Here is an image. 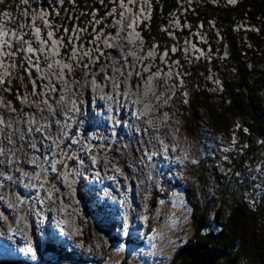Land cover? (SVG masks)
Listing matches in <instances>:
<instances>
[{
  "label": "bare ground",
  "instance_id": "obj_1",
  "mask_svg": "<svg viewBox=\"0 0 264 264\" xmlns=\"http://www.w3.org/2000/svg\"><path fill=\"white\" fill-rule=\"evenodd\" d=\"M32 5L35 6L36 2L32 1ZM45 5H46V3H44V0H43L42 6L40 8H43V6H45ZM176 6H177V4H176ZM34 14H35V12L33 10L31 17L28 16V18H36V16ZM171 14L174 15V16H172V19L175 18V20L177 21V24L173 25V28L181 29L182 19L180 18V16H176L177 13H171ZM51 18H52V15H50V20H51ZM127 21H129V20H127ZM37 22L40 23L41 19L37 18ZM235 24L238 25V28L241 29V31H245L248 33H257V26H255V25L252 26V25L248 24L247 20L235 21ZM28 27H30L28 24L25 27H24V25H22L21 27L16 26L15 29L17 31V34L21 35L23 37L21 38V40L16 39L14 36L7 37V39L10 42V46L8 47V45H7L5 48V49H9V50L14 49V47H15V49L19 48L20 53H19L18 57L24 66H26V59H27V53H24V52H26L25 51L26 44L30 45L32 49L38 50L41 48V44L38 41L35 33L32 32L31 29L28 30V32H27ZM166 29L167 28H165L163 30V34L165 33ZM23 30L26 31L27 33L22 34L21 32ZM43 32H44V29H43ZM112 33L115 35V37H118V38L122 35V32H118L116 29H114L112 31ZM16 41H18L17 42L18 47L14 43ZM106 41H110V40L100 39V42L97 41V43L99 42L101 44L102 49L104 50V53H103L104 59H102V62H100L98 65H93V61L91 59V57L93 55L98 54V52L95 51L96 41H93L92 44L89 46L88 50L86 48H78V52L76 53L75 58H73V59H68L65 56L66 49H64V52L61 55V59L62 58L65 59V63L63 64V69L65 70L64 75H63V80L60 79V69H59L58 63H52L48 68L43 69V73L45 74L46 79H47L46 84L49 85V82H51V84L55 85L54 86L55 92L51 93V95L49 97L51 105L53 107H56V102L57 101H64L66 95H68V93H70L71 95H73L72 97L75 98L76 101H78L79 104L82 106V107L79 106V109L82 110V109H85V107L87 109V114L82 115V112H81V118H82V120H84L85 124L87 125V131L94 135V134H98L97 130H101V131H104V134L101 138H96L94 136L90 137V139H92L90 144H93V146L96 148L95 150L91 147L87 148V145L84 143L85 142V133L84 132L81 134V140H82L81 142L82 143H80L77 146H75V145L70 146V147H73V149L76 148L75 150L78 152V156H79L78 158L81 160V162L76 163V161H74V158H70L69 164L72 167V169L71 168H64L63 169L64 170L63 176H59L58 177L59 179H56V177H55L56 174H51V177L53 176L51 178V180L53 181V183L57 184V186H58L57 190L53 189V185H52L51 181H50L51 184H47L44 181L42 183V181L40 179L39 172H41L42 174H45L46 173L45 169H48V166H44V173L41 171L42 168H40V167L43 166L41 163L43 160H44L43 162H46V163L52 162L53 158L57 157L59 154L58 149H59V151H61V149L64 148L65 138H62L59 134H57L58 136L55 135L52 137L53 140L55 141L54 143L57 144L54 148H53L52 140L50 138V143H48V145L46 147H42V146L40 147V151L37 154L38 157L34 158L35 163H33L31 166H27L26 161L30 158V156L32 154L30 152L25 151V153L22 155L23 160L21 162V166L19 167L21 170L14 171L13 174L11 176H9L6 180H1V183L4 186L0 187V196H2V198L6 197V200H8L10 202V206H9V208L4 209V205L2 203L3 201L1 198L0 209L3 210L2 214L4 216L0 215V232L2 233L0 235V248L2 250H4L5 255H6V259L2 260V261L0 259V264H9V263H12V264H29V262L32 261L31 256L23 257L20 254H24L25 252L21 253L18 250L20 248H23L25 246L26 242L29 241V238H30L29 234L24 235V233H23V231L27 229V224L25 222H29V224H30V228H28L26 230V232L28 231V232H30L31 236H34L33 241L35 244L34 243L33 244L37 247V250L39 252H45L46 250H48L47 247H49V249H52V248L59 249L60 247H64L69 242H72L70 244L72 249L81 251L82 247H76L74 245L75 236H74V233H73V230L71 227L74 224V221H73L74 217L79 214V213L77 214L73 211L72 208H74V207H80L81 210L85 211L87 213V217H89L90 220H91V217H94V216L96 217L94 211H96L97 215H98V211H99L102 216H106V217H108V219L110 217H112V214H114V213H116V211H118L119 216L124 215L130 219L131 224L129 227L126 226V224L124 223V220H121L123 222V224L121 226H124V227H127L130 229L129 237H130V240L132 241L131 245H135L139 241V237L136 233V228L138 226V223H137V221H135V214L133 213V211L131 209V206L133 208L138 207V204L135 201L136 198L134 199V197H133L132 205L130 206L129 202L126 199V197H127L126 195L128 194V191L126 192V190H123L124 184L122 183V178L117 177V174H124L125 176L127 175V177H129L130 172L129 173L124 172L125 170L121 167H120L119 172H117L114 169V167L117 166V164H119V163H121V161H123L124 156L128 157L126 151H123V155H118V154H115V156L112 155L113 157H116V158L111 159V164L110 163L108 164V162L105 160V158L103 156H101V160L98 161L97 165H95V163H94V169H92V171H91V173H93V174L97 173V175H93L91 177V180H90V177L88 179V176H87V180H90V183L86 184V182L85 183L83 182L81 184V180H79L77 182L78 183L77 188L80 187V190H81V193L78 194V196L80 198L78 205H76V202L73 201L72 195L70 193H68V191H67L69 184H71V180L74 179V176H76V173L80 170H86L89 162L92 161V154H95L101 150L103 151V148L97 147V145H96L97 143H100V144L102 143L105 145H112V146L116 147V143H117L118 139L121 137L123 139H130V140H134V138H136V135L134 133L132 136L126 135V131L124 129V128H126L125 125H119L118 126V133L116 132L117 140H114V141L111 140L110 136L105 133V131H107V128H109L106 125V122H104L102 120L97 121V119L95 117H93L92 114H90V112H92L91 107L89 105L90 95L95 96L97 94H107L106 99L104 100L103 104H110V106H113L114 108L119 109L120 110L119 118H123L127 114H130V113L124 111L122 108H120L121 103H126L128 106L131 107L132 110L134 109L135 111H137L138 114H142L141 117H137V116H130L129 117V119L127 120L129 128L134 129V127H136V126L148 124L147 126L149 127V133L151 134V138H152L148 147H150L151 149H159L160 144H159V140L157 138V134H163L162 137H165L166 142H170V146H172V149L177 152L176 173H177V175H180V181L182 183L187 181L190 184H193L197 189L196 195H198L200 200L201 199L205 200V198L207 196V193L202 189L201 186H199V184L196 180V177L191 174L192 170H194V168L200 167L202 165V163L208 161V156H206V148H204L202 154L197 155V157H198L197 159H194V156H192V159L195 161V163H193V160L190 158V153H191L190 151L191 150L186 148V142L182 138H180L181 135H183V133L185 134L184 123L182 121V118L184 116L181 114V121H182L181 123H179V122L177 123V121L173 122L172 118H174V114H172V107L170 108L167 119H166V117H162V114H161L162 111L165 110V107L163 106V102L166 100V95H164V96L160 95V91L165 88L166 84L170 88L171 87L170 84H168L166 82V80H164V79L157 80V81H155V84H153L154 79L152 77V74L150 73L149 75H147L148 74L147 73L144 76L137 77V80L135 82V88H133V90L131 92H129V93L125 92L124 94H122V92L124 90V86H122V84L127 81L128 74L134 73V71H135V73L136 72L139 73V70H137V69L142 62L141 60H139V56H143L145 54L139 53V48L136 45H133V51L134 52L131 51L129 53L130 54V64L132 65V66H130V69H129V67H123L120 57H121L122 50L130 49L131 47L127 46L126 48H124L121 44L115 43L114 47L112 49H108ZM86 46L87 45H85L84 47H86ZM51 47H52V45L49 42L47 44V47H46L47 51H50ZM67 47L69 50L72 48V47L70 48V44H67ZM147 48L148 47L144 48L146 54L148 52H150V50H147ZM170 52H175V50H170ZM84 53H87V54L84 55ZM108 53H112L111 58L108 57V55H109ZM260 54H261L260 49H258L257 51L251 52V59H254V61H258V57H260L259 56ZM22 55L24 57H22ZM219 58H220L219 64L228 65V55H225V57H219ZM75 59H77L78 61L80 59H82L85 62H88V60H89L88 66L83 67V69H81V70L85 76H88L89 74L94 76L95 80L94 79H89V80L85 79L83 85H79V83H77V82H75V83L73 82L72 84H70L72 79L66 70L65 64L66 65L71 64V63L74 64ZM4 60L7 63L9 62L7 60V58H5ZM99 60H101V59L99 58ZM181 61H182V58H181ZM261 63H264V60H262ZM41 64L43 65V61ZM152 66H153V68H158L161 66V64L156 65V67L154 65H152ZM2 67H8V65L5 63H2V64L0 63V71L1 72L3 70ZM8 68H10V67H8ZM86 68H87V71H86ZM105 76H106V78H104ZM16 81H18V80H16ZM116 84L118 86H121L119 89L121 91L120 95H118L119 90H118V88L116 89V86H115ZM103 85H105V88H106L105 90H104V88H102ZM152 85L155 87V90L157 91V94L159 95V99L158 100L154 99V91L152 90L148 96H144L143 99H141V101H140L141 107H140L139 105H137L135 103V96H137L138 98H141L142 93L147 92L148 88ZM88 86L92 87L93 92H91L88 89ZM66 88H68V89H66ZM48 89H51V87L48 86ZM140 90H142L141 95H140ZM63 91H64V95L62 94ZM218 93H219V95H224L223 86H218ZM62 95L64 96V100L60 98V96H62ZM258 96H264V90H260L258 92ZM116 97L118 98L117 100H116ZM79 99H82L83 103H82V101L80 102ZM86 99H87V103H86ZM29 100L31 102L36 103L35 107L28 106L29 108H32V110H36V109L41 108L40 110H42V112L37 113L36 111H33V118L32 119H22V127H26V126L27 127H34V126L39 125V124H44V122H46L47 120L52 121V119L54 117L52 116V114L50 112H48L47 104L45 102H42L41 94H39L37 96L36 95L35 96L30 95ZM54 100H56V102ZM62 103L63 102H61L60 104H62ZM117 103H118V106L116 107ZM147 103L150 105L144 106ZM65 104H67L66 101L62 105H65ZM114 108H113V110H114ZM6 109L7 108L5 107L4 111H7ZM144 109H146V111H147L146 113L144 112ZM11 111L15 112L12 109H11ZM181 112H182V110H181ZM103 113H100L99 115H102ZM74 114H75V111H74ZM199 114H201V113H199ZM3 115L7 116V115H9V113L4 112ZM42 115H43V117H41ZM89 116H90L92 123L93 124L96 123L94 128H91V125L88 123V119H89L88 117ZM5 120L8 122L7 118H5ZM95 120L98 122L99 125L97 124V122ZM151 120H153L152 123H154V126H151V124H150ZM109 121H111V120H109ZM206 122L209 123V132H210V130L212 129V127H211L212 122L210 123V119H208V118L206 119ZM81 124L84 127L83 122ZM200 124H202V121L200 122ZM169 125H170V129H169V133H168V128H169L168 126ZM58 126H60V124H57V125L52 124V130L51 131L56 130V128ZM103 126H107V128H104ZM145 128H147V127H145ZM176 128L178 129V131ZM7 130H9V128L6 129V131ZM46 130H48V129L46 128ZM73 131H75V130H73ZM69 134H70V136L73 135L71 132ZM191 134H193V133H191ZM191 134L189 133L187 135L191 136ZM49 135L51 136V133ZM210 135H212V137H213V134L210 133ZM218 138H219V136H218ZM58 140H60V141H58ZM229 145H231V137L229 138V140L227 142H225V143L223 142V144H221V145L218 144L217 146H213V144H211V150H218L219 147H220V150H228ZM82 148H87V149L84 151ZM47 151H50L51 155H49V158H47V159H42V153H45ZM86 151L87 152L89 151L91 153L86 154L87 153ZM99 155H104V156L106 155L107 156V150L105 149L103 152L99 153ZM129 159H130V161H133L132 162L133 166L138 168V171L133 173L134 177L143 174L144 169H151L150 168V162H145V164H140L138 161V163H137V161H136L137 159H136L135 154L133 155V158L130 157ZM37 163L39 164V167H36ZM155 164H158V166L155 165V169L152 170V173L154 176L153 180H156V179L158 180L160 178L164 179V175H172V167H164L163 161L160 157H158L155 160ZM14 165H18V164L16 162H14ZM59 166H61V163ZM62 167L63 166H61V168ZM103 167L105 169H103ZM205 167H207V166H205ZM165 168H167L168 170H171V171L164 172ZM22 171H24L25 173L22 174ZM27 171H29V172L37 171L38 177L34 178V177H32V175L26 176ZM60 171L62 172V170H60ZM168 173H171V174H168ZM104 174H111L112 176H115L117 178V181L121 184L120 189L125 193L123 194V196H121L119 194V192L117 191V196H119L118 199L121 200V203L125 206L124 209L117 210L116 206H114V204H112V203H114V201H116L117 198L109 200V198L111 196H113L114 194L116 195V191L112 187V179L109 181H106V179H104L105 178ZM230 176H234V175H230V173H223V177H222L221 182H223L226 178H228ZM64 180H65V182H64ZM97 181L100 183V186H97ZM205 183L207 184V179L205 180ZM21 184L26 185V187H22ZM145 184L147 186L148 182L145 181ZM229 186H232V182L229 183ZM97 187H100L101 190H99ZM140 187H141V185H140ZM108 188H111L110 191L108 190ZM45 189L50 190L52 193L46 194ZM132 189H133V193H134V191L136 190V187L133 186ZM229 189L231 190V187H229ZM200 190H202L203 192L200 193ZM35 191H36L37 195L35 194ZM100 191H102L101 193H104V196H98V193H100ZM15 193H17V194L19 193L20 196L25 198L24 202L21 205L18 203L20 201V199L16 196ZM58 194H61V197H60L61 199L57 197ZM222 196L224 197V194ZM96 197L97 198L99 197L100 199H96ZM101 197H103V199ZM130 197H131V195H130ZM123 199H125V200L122 201ZM130 203H131V201H130ZM27 206H29V208ZM86 213H84L85 214L84 216H86ZM19 214H20V216H18ZM22 214H23V217L21 216ZM36 219H38L37 222H36ZM90 220L87 221V225H89ZM64 221H65V224L63 225L61 231L66 232L70 236L67 238H61V236H60L61 234L58 233L59 231L54 230V227H53L54 225H56V223L59 224V223L64 222ZM69 221L72 224H70ZM80 222L81 221L78 218L77 225H79ZM82 222H83V220H82ZM95 222L99 226L101 225V222L99 221V219L97 217H96ZM108 222L112 223V222H114V220L109 219ZM117 222H119V221H117ZM36 223H37V225H35ZM6 224H8V225H6ZM135 224H136V226H135ZM78 232L82 233L81 230L80 231L78 230ZM110 232H112V230ZM39 238H41V239H39ZM113 244L114 243L112 242V245ZM61 249L63 250V248H61ZM61 249H59V250H61ZM48 251L51 252V250H48ZM16 252H17V254H16ZM74 252L76 253V251H74ZM31 253L32 252L30 251V252H28L27 255H31ZM70 253H72V252H70ZM81 260H83V259H81ZM83 261H85V260H83ZM95 261H97V260L95 259Z\"/></svg>",
  "mask_w": 264,
  "mask_h": 264
},
{
  "label": "built area",
  "instance_id": "obj_2",
  "mask_svg": "<svg viewBox=\"0 0 264 264\" xmlns=\"http://www.w3.org/2000/svg\"><path fill=\"white\" fill-rule=\"evenodd\" d=\"M173 1L174 4H177L176 16H181L182 26L181 29H175L171 32V35L177 36L175 31L177 33L182 30L187 32L181 40H175L171 45V50H175V52L172 53L178 52L182 58V65L176 81L178 94L174 109L182 110V115L187 117L188 111L186 110L189 107L191 92L193 91L204 93L209 97L210 101L215 104L221 103L222 101H224L225 105L230 104L226 95H219L218 93V86H224L225 83L234 81L237 76L235 65L219 64V57L229 55L228 37L226 34L228 30L239 39L238 41L236 40L237 46L240 50L241 60L246 63V70L252 72L253 69H256L259 73L262 71L264 78V63L260 61H250L251 52L264 49V42L261 46L257 47L252 45L249 38L250 35H255L260 39V23L264 21V18L257 15L253 19H250L246 12L245 20L253 21L257 26V33H248L241 31L238 25L232 23V20L225 21L222 19V15L212 14L211 11L208 12L210 8L219 10L233 8L243 0H199L198 3H196V0H187V2L183 0ZM158 18L161 21L164 19V17ZM168 22L170 28H173L172 17L168 18ZM195 35H197V43L193 41ZM163 45V48L166 49V43ZM122 65L130 69V66H132L130 64V54L122 58ZM255 77H257L255 74L251 76L252 79ZM259 97L263 100L262 104H264V96ZM3 110L4 109H0V181L6 180L14 171L21 170L19 167L21 166L23 160L22 155L25 151L32 154L28 159L31 160V164L35 163L34 158L38 157L37 154L40 151V147H46L48 143H50V138L58 133L57 130L51 131L52 124L57 125L55 123V120H57L55 115H53L54 118L52 121H46L48 124L44 122V124H39L34 127H22V119H32L33 111L39 113V110L21 112L20 115L15 112L9 113V111H5L9 113L7 116L3 115ZM5 118L8 119V122ZM108 125L109 128L107 131L110 132V138L113 141L117 140L116 132L118 133V125H125L126 130H128L126 135L132 136L133 133L136 135L134 140L129 139L133 150L136 149L137 151L146 152L145 154L150 155L149 158L154 162L158 155L157 152H159L157 158L160 157L162 159L163 166L172 167V175L164 176L173 183L180 181V175L176 173L177 152L172 149L170 142H166L165 137H162L163 134H157V138L160 141L159 144L164 150L161 152L160 147L159 149H151L148 147L152 139L151 134L148 136L149 129L145 127L141 129L137 126V131H135L129 128L127 121L122 123L119 120L116 122L108 121ZM8 128L9 130L6 131ZM46 128L48 130H46ZM195 128L196 131L193 132L194 144H197V148H206V156H208L207 201L208 199L215 200V209L218 208V194L216 193L217 195H215V192H218V186L221 184L223 173H230V175H234V184L231 186V191L236 194L238 199L245 204L249 210L255 212L260 209L263 206L262 199L264 198V134L258 135L254 133L248 124L240 117H234L229 125V134H231V145H229V149L220 150L219 147L218 150H211V140H213V138L209 132V123L206 122V116H202V124H197ZM50 133L51 136L49 135ZM98 133H102L103 135L104 131H98ZM79 136L80 134L77 137ZM99 138H101V136ZM121 142H128V139L117 141V143ZM77 143H79V139ZM86 145H88V143H86ZM103 145L110 146V148L107 149V158L112 159V155L116 153H113L110 157H108V155L111 154L113 148H117V145L114 147L112 145L101 144L100 146L103 149H105ZM90 146L94 150L96 149L92 144ZM73 150L74 156L78 158V152H76L75 149ZM123 151H125V149H122V154L118 155H123ZM155 151L156 153L154 156L153 152ZM46 153L47 152H45V154ZM90 153L91 152L88 151L86 154ZM162 153L165 154V158L161 157ZM146 155H144L145 158L143 161L149 162L148 159H146ZM127 159H129V157ZM28 160L26 161L27 166L30 165ZM74 161H76L75 158ZM14 162L18 165H14ZM80 162L76 161V163ZM132 162L133 161H130V164L133 166ZM144 162L139 163L145 164ZM121 163L120 166L123 167V162L121 161ZM24 173L25 172L22 171V174ZM107 175L108 177L104 179H106V181L112 179L114 190L117 188L120 191L121 184L117 183V178L115 177L116 179H114V176L111 174ZM127 182H129V187H131L132 182L128 177ZM122 183L124 184V189H126V182L122 180ZM132 185L134 186V184ZM160 185L159 183V186ZM128 193L130 192L128 191ZM120 195L123 196V194ZM136 200L137 198L135 201ZM119 201V206L121 207V200Z\"/></svg>",
  "mask_w": 264,
  "mask_h": 264
},
{
  "label": "rangeland",
  "instance_id": "obj_3",
  "mask_svg": "<svg viewBox=\"0 0 264 264\" xmlns=\"http://www.w3.org/2000/svg\"><path fill=\"white\" fill-rule=\"evenodd\" d=\"M58 1L62 5L61 0H58ZM84 1H85L84 3H86V0H84ZM93 1H94L95 5L98 7L97 10H92L91 12H81V13H79V19H77L74 16L71 17V15L74 12L72 9L75 8V7H77V6H75L76 5L75 2L72 1V0L67 1V6H65V9L62 10V12H60L58 15L56 14V12H54V14H53V17H56V18H54V20H55L54 22L56 24V27L60 30V20H62V18L64 17L65 13H67L66 14V20H65V22H68V25L71 27V30H70L67 38H66V41H67L66 44H70V48L72 47L69 50L68 47L65 46V49L67 50L65 52V56L68 59L75 58V55L78 52V49L77 50L74 49L75 40H76V38L80 37V35H78L80 30L77 29L78 28L77 27L78 24L77 25L75 24V22H77V20L79 22H84V26L87 27V28H83L81 30V32L83 33V36L89 37V41L87 43L88 45L85 47L88 50L89 49V46L92 44V42L93 41H96V39L99 38L98 35H101L100 36V39H103V40H105V39H111V37H114L115 35L112 33V31L114 29H116L117 31H119L122 27L129 25V23H131L135 19V17L137 16V14L142 9L144 11L147 10L145 4H147V2H149V0H129L127 4H123V3L121 4V3H119L116 6L110 5L108 7V4L109 3L110 4L112 3L111 0H106L105 2L102 1V0H93ZM141 1L143 2L144 5H141ZM46 2L47 3L48 2L50 3L51 0H47ZM46 2L44 1V3H46ZM198 2H199V0H196V3H198ZM20 3L23 4L25 2L24 1H21ZM9 6H12L13 7L14 14H16V16L17 15L18 16L20 15L21 18H25V11L23 9L17 7L16 5L14 7L13 4L11 5V3L9 4ZM87 6H88V4H87ZM105 9H106V12L102 15V18L101 19L102 20L103 19H105V20L108 19V21H107V23H104L102 21L103 22L102 30L100 29L99 31H95L96 25L97 24H101V19L100 18H96L94 16L97 13H100V12H102ZM32 12H33V9L31 11L28 10V15L27 16L31 17ZM34 12H35L34 15L36 16V18L42 19V16L44 17V13L43 12L37 11V10H34ZM172 16H174V15L171 14L170 17H172ZM159 17H162L161 14L159 15ZM127 20H129V21H127ZM22 23L23 22L20 21V24H22ZM175 24H177V21L175 20V18H173L172 19V25H175ZM165 28H167L165 30V33H167V34L170 35V32L171 31H170V24H169L168 21L165 22V27L164 28L163 27L158 28L159 34ZM30 29L31 28L28 27L27 28V32ZM55 31H56V29H55ZM60 33H61L60 34V37H63L64 36V31L61 30ZM145 39L148 40L147 38H145ZM153 40L154 39H151L149 41L151 42ZM17 42L18 41L14 42V43L18 47ZM63 42H64L63 43V46H64L65 41H63ZM96 45H97V43H95V46ZM26 46H27V44H26ZM78 48H84V47L83 46H78ZM149 48H147V50ZM14 49H15V47H14ZM153 49L154 48L151 47L150 48V52L151 51L153 52ZM129 50L130 51H133V48L131 47ZM95 51H96V47H95ZM99 52H101L100 53L101 54L100 55L101 56L100 59H101V62H102V59H104V55H103L104 50L102 49ZM150 52H148V54H146V55L148 56ZM24 53H26V52H24ZM85 54H87V53H84V55ZM108 54H109L108 57L111 58V54L112 53H108ZM22 57H24V56L22 55ZM120 58L122 59V56ZM91 59L92 60L94 59V55L91 57ZM79 61L77 63H74V64L73 63L67 64V65L65 64V67L67 69L69 68V70H71V72L69 74H72V73H76L77 74L78 73L82 77V81H83V82L80 81L82 83H79V85H83L84 84V80H83L84 73L83 72H80L79 68H81V67H87L88 64H89V60H88V62H85L82 59H80ZM219 61H220V58H219ZM64 63H65V59H63V58L60 59L59 62H58L59 66H60V68L62 70H63V64ZM50 65L51 64H48V67ZM86 71H87V68H86ZM10 72H11V74H9L10 76L8 78V83L11 82V81L18 80L16 82L19 83V85L21 86V89L20 90H22V85L24 86V84H27L28 86H30V89L27 86H24L23 89L25 90L26 88H28L30 90V92L33 93V89H32V86H31V84H32V82H31L32 78L29 75H27V70H22V74H20V72H21L20 70H15L13 68V71L11 70ZM149 74L150 73H148L147 75H149ZM151 74H152V76L154 75L153 73H151ZM105 78H106V76H105ZM25 79H26V82L24 81ZM35 79H37V77ZM161 79L166 80V76H163ZM66 89H68V88H66ZM141 91L142 90H140V94H141ZM167 91L168 90H166V89H162L160 91V95H162V96L166 95V92ZM62 94L64 95V91H63ZM224 95H226V94H224ZM72 96L73 95H71L70 93H68V95H66V97H65V100L63 99L64 101H57L56 102V100H54L56 102V107H54L55 108V114H53V115H55V116L58 117L57 118L58 120H55V123L58 124L59 121H60V123H59L60 126H58L56 128V130L59 132L57 134H59L62 138H65V142L67 143L66 144L64 142V148L66 147L65 148V151H62V152H59L58 151V153L60 154V157L59 158L54 157L53 160H52V162L46 163V162H43L44 161L43 160L41 162L43 166L40 167V168H42L41 171L44 173V166H48V169H45V171H46L45 174H42L41 172H39L40 179H41L42 183L44 181L47 184H51L50 183V181H51L54 190H57L58 189V186H57V184L53 183V181L51 180V178L53 177V176L51 177V174H55V172H57V174L55 175L56 179H59L58 178L59 176H63V171H64L63 169L67 167V165H68V163L70 161L69 157L70 158L74 157L76 159V161L80 162V160L78 158H76L74 156V154H73V151H74L73 150V147H70V146L71 145L77 146L80 143H82L81 142L82 141L81 140V134L83 132L85 133V142H84L85 144L86 143L90 144L91 143V140H92V139H90V137H93L92 136L93 134L87 131V125L85 124L84 120H82L84 127L81 126V123L82 122H81V120H79V117H81V112H82V115L87 114L86 107H85V109H82V110L80 109L79 112L78 111H75V114H74V111H73V113H72L73 116H77V117H74L75 120H76V122H75V126L73 128H71V122L66 123L67 117L63 115V112L68 113L69 109H71V107H70V105H71L70 99L73 98ZM91 96L92 95H90V97ZM1 99L2 98H1V95H0V100ZM117 99L118 98L116 97V100ZM170 99H171L170 94L169 95H166V100H170ZM79 100H80V102L82 101V99H79ZM166 100L163 102V105L166 106V107L167 106L168 107H170V106L172 107V114H174V118H172V121L173 122H176L177 121V123L178 122L181 123L182 122L181 121V114H182L181 110L180 109H174L175 103L173 101L172 102H166ZM21 101H23V100H21ZM44 101L47 102V99H45ZM65 101L67 102V104L62 105ZM61 102H63V103L60 104ZM82 103H83V101H82ZM86 103H87V99H86ZM135 103L141 107L140 102L137 99L135 100ZM91 104H92V102H91ZM78 105L81 106L79 104V102H78ZM148 105H150V104H148ZM33 106L35 107L36 106V103H34ZM117 106H118V103H117L116 107ZM40 109H36V110H39V113H40L41 112ZM7 111H9V110H7ZM49 111H50V108H48V112ZM134 112H136V111H134ZM199 113H201V114H200V119H199L200 121L197 122L198 124H200V122L202 121V116H206V119L207 118L210 119V122H211V117L209 115H207L206 111H204V110L201 109ZM90 114H92V116L95 117V118L98 117V116H95L93 114V112H90ZM168 114H169L168 112L162 111V117H166V119L168 118ZM102 115H99V117H98L99 120H102V118H100ZM41 117H43V115ZM88 118H89L88 119V123L91 125L90 116ZM152 121L153 120H151L150 124H151V126H154V123H152ZM45 124H48V122H45ZM67 125H68V127H67ZM103 127L104 128H107V126H103ZM168 127H169L168 128V133H169L170 125ZM74 128H75V134L73 133V135L70 136V134H69L68 131L70 129H74ZM83 128H84V130H83ZM136 128H137V126L134 128L135 131H137ZM124 129H125L126 132H128V130H126V128H124ZM177 131H178V129H177ZM194 131H196V128L194 129ZM210 133L213 134V137H212L213 140H211V144H213V146H217L218 144L221 145V144H223V142L224 143L227 142L229 140V138L231 137V134H229V128L227 129L226 132H223V131L222 132H214L213 129H211L210 130ZM79 134H80V136L77 137ZM94 135H96V134H94ZM100 136L101 135H97L96 137H100ZM218 136H219V138H218ZM77 138L79 139V143H77V141H78ZM180 138H182L186 142V148H188V149L191 150L190 151L191 152L190 153V158L191 159H192V156H194V159H197L198 158L197 155L198 154L200 155V154L203 153L204 148H197V144H194L193 134H191V136H188L186 133L185 134L183 133V135H181ZM51 140H52L53 148H54L57 144L54 143L55 141L53 140V138H51ZM58 141H60V140H58ZM73 142H76V143H73ZM159 143H160V141H159ZM96 145H97V147H101L100 146V143H97ZM116 145H117V148H113L111 154L108 155V157H110L113 153L122 154V149H125V151L128 153V157L129 158L130 157L133 158V155L135 154L136 155V159H138V160H136L137 163H138V161L140 163H143L144 162L143 160L145 158L144 155H146L145 154L146 152L137 151L136 149L133 150V147H131L132 145L130 144L129 139H128V142H121V143H117ZM89 147H91V146L90 145L89 146L87 145V148H89ZM103 147H105L106 150L110 148V146H104V145H103ZM87 148H82V149L85 151ZM67 149L68 150H71V151L69 152ZM105 149H103V151ZM160 150H161V152L164 151L163 148H162V146H160ZM103 151L101 150V151H99V152H97L95 154H92V161L93 162L92 161H90V162L92 164L95 163L97 165L98 161L101 160V156H103L105 158V160L108 162V164L109 163L111 164V159L110 158L108 159L106 155L105 156L104 155H99V153H101ZM76 152H74V153H76ZM155 153H156V151L153 152V155L154 156H155ZM157 153L159 155V152H157ZM149 156L150 155H146V159H148V161L150 162V168L151 169H144V173L141 174L140 176H137V177H134L133 176V173L134 172H137L138 171V168L135 167V166H132L130 164V159H127L128 158L127 156L126 157L124 156V159L122 161L123 162V167L120 166V163L117 164V166L114 167V169L117 172L120 171V167L125 170L124 172H126V173H129L130 172V174H129V177L130 178L129 177L128 178L131 180L132 184H134V187H136V190L134 191V193H133V191L131 189V187L133 188V185L131 184V187H129L130 184H129V182H127V177L124 174H117V177L122 178V180L126 182V189L130 192V193H128L126 195L127 196L126 199L129 202V204H130V201H132L133 197H134V199L138 197L137 200H136V202L138 204V207H140V205H141V209L138 208V207H134L133 208L130 205L133 213L135 214V216L142 214L143 216L145 215V218L148 219V214L147 213H149V215H150L149 219H151V221H152V225H153L152 230L153 231L150 232V234L145 239V241L142 244H135V245L127 244L126 242L125 243L124 242H119V243L113 242L114 244L109 247V243L107 242L108 239L106 238V236H104L101 233V229L99 231V229H97L95 226H93V225L90 224V223L93 222V220L96 221V217L98 215L96 217L95 216L94 217H91V220H90L89 217L84 216L85 215L84 214L85 212L82 211L84 218L85 219H88L87 221L90 220L89 225H87V221L80 218V213H79L80 210H79V208L74 207L73 211L75 213H77V214L79 213L78 214V218H79V220L81 222L79 223V225H77V222L74 221V224L75 225H73V227L72 226L71 227H72L73 233L75 234V237L83 238V240L80 239L78 241H74V242H76V243H74V245L76 247H82V249H81V251L80 250H74V249H72L71 246H70V244L72 242H69L64 247H60L59 249L63 248V249H66V250H70L71 252L76 251V253L78 255H80V258L83 259V260H85V261H83V260L81 261V259H79L76 256H72V255H71L72 256L71 259H62L60 261L57 260V259L54 260L52 258H53V256L55 258V255H54L55 253H52L51 252L53 255H51L49 253L48 254L47 253L44 254L43 261H42L41 264H174V261L173 260H174L175 250L178 247L184 245L188 241V239L190 238V236L192 234V229H191L192 225H191V222H190L189 208H188L187 204L185 203V200H184V197L182 196V194L181 193L174 192L171 196L166 197L165 199H163V201H161V202L159 201L160 203L157 204V207L155 209L152 208L150 211L148 210V207L150 206L149 203L155 198L154 197L153 199H151L154 196L153 194L154 193H158V192H160V193L162 192V187H160L161 185L159 186V183L161 184L162 181H163L162 179L153 180L154 179V176H153L152 170L155 169V165L158 166V164H155V162L152 161L149 158ZM157 156H156V159H157ZM48 157H49L48 154H45V153L42 154V158L43 159H47ZM161 157L162 158H165L166 156H165L164 153H162L161 154ZM113 158L115 159L116 157H113ZM126 159H127V161L125 162ZM28 161L31 164V160H28ZM124 162H125V165L126 166L124 165ZM58 163L59 164L61 163V166H63L61 168L62 172L60 171L59 168L56 167V166H59ZM202 165L203 166H207L208 165V161L202 163ZM36 167H39V164L38 163H37ZM93 167H94V165H93ZM201 168L206 169V170H204L201 173V175L204 178V180H206L207 179V167H201ZM103 169H105V168L103 167ZM196 171H198V167H196V169L192 170V173L191 174L194 175V173ZM28 173H26V175H28ZM37 174H38L37 171H34V174L32 175V177L37 178L38 177ZM168 174H171V173H168ZM104 177L106 178V177H108V175L105 174ZM76 179L79 180L77 178V176H76ZM114 179H116L115 176H114ZM145 181L148 182V185L147 186L145 184ZM64 182H65V180H64ZM71 182H72V180H71ZM231 182H232V185H233L234 184V176H230V177L226 178L223 182H221L220 186H218V193H221L223 191L222 190V185L223 184H226L228 186L227 188L229 189V187H231V186H229V183H231ZM72 183L75 186L73 188H72ZM72 183H71V185H69L67 191H68V193H70L72 195L73 201L76 202L75 201L76 199H75V196H74L72 190L76 189L77 182L73 181ZM82 183L83 182L81 180V184ZM117 183H119V182H117ZM0 184H1V181H0ZM203 184H204L203 185V190L207 193V191H208V185L205 182ZM140 185H141V187H140ZM24 186L25 185H22V187H24ZM126 189H123V190H126ZM127 190H126V192H127ZM45 192H46V194H49V193L51 194L52 193L48 189H45ZM118 192L120 194H124L122 192V190H120ZM15 194L19 196V198L21 199V202L24 201V198L23 197H21L17 193H15ZM35 194L37 195L36 191H35ZM130 195H131V197H130ZM58 196L57 197L60 198L61 197V194H58ZM100 196H103V195L101 194ZM1 198H2V196H0V200H1ZM96 199H100V198L99 197L98 198L96 197ZM205 200L207 201V196H206ZM219 200H221V201H219ZM2 201H3L2 203L4 205V209L5 208L6 209L9 208L10 202L8 200H6V197H3L2 198ZM118 202H120V201H118ZM148 204H149V206H147ZM222 204H223L222 203V199L220 198V196L218 194V207H221ZM114 206H116V209L117 210L124 209V207H125L123 204H121V207L118 206V205H114ZM27 207L29 208V206H27ZM2 213H3V210L0 209V215H3ZM21 216L23 217V214ZM118 218H119V212L116 211V213L112 214V217L109 218L110 220H114V222H112L110 224H112V225H114V226L117 227L118 226V222H117L118 221ZM98 219L99 220H102L100 218H98ZM37 220L38 219H36V222H37ZM82 220H83V222H82ZM137 220L140 221V217L139 216L137 217ZM84 221H86V222H84ZM25 223L27 224V229H28L29 226H30V224H29V222H25ZM69 223L72 224L70 221H69ZM6 225H8V224H6ZM35 225H37V223ZM141 227H142V229H144L146 226H144L143 224H141ZM123 228H124V230L126 229V227L121 226V230H123ZM77 229L79 231L81 230L82 233L78 232ZM26 230L23 231L24 235H26ZM111 230L114 233L115 232V227L112 226ZM118 230H119V227H118ZM1 234L2 233L0 232V235ZM111 235L112 234L110 233V236ZM139 238H140V240L143 239V236L140 235V232H139ZM113 240L117 241L116 239H113ZM33 243H34V241H33ZM58 251L61 252L60 250H58ZM16 254H17V252H16ZM95 259L97 261H95ZM66 261H68V262H66ZM9 264H12V263H9Z\"/></svg>",
  "mask_w": 264,
  "mask_h": 264
},
{
  "label": "trees",
  "instance_id": "obj_4",
  "mask_svg": "<svg viewBox=\"0 0 264 264\" xmlns=\"http://www.w3.org/2000/svg\"><path fill=\"white\" fill-rule=\"evenodd\" d=\"M84 2V0H75L77 8L82 11L88 8L87 3L94 4L93 0ZM171 6L174 7L171 13H177V6L173 0L162 2L164 12H167ZM210 11L212 14L222 15V19L225 21L232 20V23L239 20L245 21L246 12L250 19L257 15L264 18V0H243L233 8L221 10L210 8L208 12ZM159 13L164 17L160 11ZM73 14L79 19L78 13L73 12ZM158 20L154 15L148 31L151 37L157 34ZM247 23L255 25L250 20H247ZM226 34L229 46L228 65H235L237 69L236 79L223 86L224 94L230 104L225 105L224 101L215 104L204 93L191 92L189 107L186 110L188 116L182 118L184 131L187 134L194 132L200 119L198 112L201 109L211 117V126L213 131L215 130L214 132H226L233 118L240 117L254 133L264 134V104L258 96V92L264 90L263 72L259 73L256 69H253L252 72L246 70V63L241 60L240 50L237 46L238 37L233 35L230 30ZM249 38L252 45L257 47L262 45L264 42V21L260 23V39L255 35H250ZM260 50L258 61L261 62L264 60V49ZM250 61L253 62L254 59ZM253 74L257 77L252 79ZM201 167L205 166L198 167L194 176L203 189L205 180L201 173L206 169ZM227 187L226 184H223V191L215 192V195L219 194L223 203L221 207L215 209V200H200L193 184L188 182L181 185L184 200L189 207L192 234L184 245L175 250L174 264H264V198L262 199L263 206L253 212ZM201 192L203 191L200 190ZM159 198L157 196L153 203H149L151 209L157 207ZM149 228L148 235L153 231L151 229L153 228L152 221ZM47 248L55 253L59 261L71 259V255L79 256L75 252L68 253L70 255H61L56 252L59 249ZM51 252L49 251L50 254H52Z\"/></svg>",
  "mask_w": 264,
  "mask_h": 264
},
{
  "label": "clouds",
  "instance_id": "obj_5",
  "mask_svg": "<svg viewBox=\"0 0 264 264\" xmlns=\"http://www.w3.org/2000/svg\"><path fill=\"white\" fill-rule=\"evenodd\" d=\"M153 20V19H152ZM152 20H151V22H152ZM148 22V21H147ZM146 22V23H147ZM150 21L147 23L148 25L151 23ZM144 27H145V30L146 31H149L148 30V28H146V24L145 25H143ZM145 31V32H146ZM34 76V75H33ZM35 82L36 80H35V77H32V80H31V82ZM32 82V84H31V86H32V89L34 88V83ZM136 81H133V83H135ZM131 84V83H130ZM24 86H27L29 89H30V86H28L27 84H24ZM24 86H22V90H20L21 89V86L19 85V83H17L16 82V87H14V92L15 93H17V92H21V94L22 95H25V97H26V102L24 103V104H22V105H20V106H12L14 109V111L15 112H17V113H20V108L22 109L24 106L26 107V108H28V106H32V107H34L33 106V104H34V102H31L30 100H29V98H30V95H32V93L30 92V90L28 89V88H26L25 90L23 89V87ZM33 91H34V89H33ZM34 93V92H33ZM33 96V95H32ZM31 102V103H30ZM38 102V101H37ZM65 149V148H64ZM116 195L114 194L113 196H111L110 198L111 199H114V198H116L115 197ZM116 201H117V204L119 205V202H118V200L116 199ZM112 204H114L115 205V203H112Z\"/></svg>",
  "mask_w": 264,
  "mask_h": 264
},
{
  "label": "snow or ice",
  "instance_id": "obj_6",
  "mask_svg": "<svg viewBox=\"0 0 264 264\" xmlns=\"http://www.w3.org/2000/svg\"><path fill=\"white\" fill-rule=\"evenodd\" d=\"M193 163H195V161H193Z\"/></svg>",
  "mask_w": 264,
  "mask_h": 264
}]
</instances>
